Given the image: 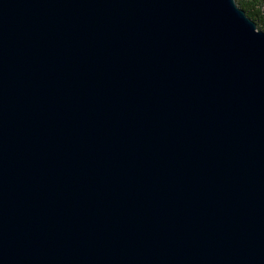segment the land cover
Segmentation results:
<instances>
[{"label": "water", "instance_id": "obj_1", "mask_svg": "<svg viewBox=\"0 0 264 264\" xmlns=\"http://www.w3.org/2000/svg\"><path fill=\"white\" fill-rule=\"evenodd\" d=\"M0 264H264L235 0H0Z\"/></svg>", "mask_w": 264, "mask_h": 264}, {"label": "trees", "instance_id": "obj_2", "mask_svg": "<svg viewBox=\"0 0 264 264\" xmlns=\"http://www.w3.org/2000/svg\"><path fill=\"white\" fill-rule=\"evenodd\" d=\"M247 17L256 25V29L264 31V0H235Z\"/></svg>", "mask_w": 264, "mask_h": 264}]
</instances>
